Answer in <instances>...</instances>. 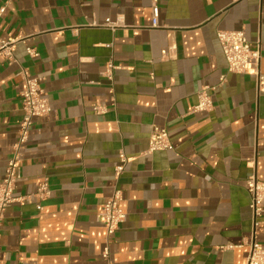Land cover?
<instances>
[{
	"label": "crops",
	"instance_id": "obj_1",
	"mask_svg": "<svg viewBox=\"0 0 264 264\" xmlns=\"http://www.w3.org/2000/svg\"><path fill=\"white\" fill-rule=\"evenodd\" d=\"M153 3L0 0V39H24L17 62L0 55V182L23 116L20 65L43 77L52 105L34 118L15 191L33 193L47 177L51 194L7 208L0 264H246L249 239L264 244V214L255 233L246 187L252 173L264 180V85L227 71L217 37L244 29L261 43L264 73V0H157V27ZM205 85L214 107L192 112ZM154 125L173 150L145 152ZM115 187L126 218L109 263L98 214Z\"/></svg>",
	"mask_w": 264,
	"mask_h": 264
},
{
	"label": "built area",
	"instance_id": "obj_2",
	"mask_svg": "<svg viewBox=\"0 0 264 264\" xmlns=\"http://www.w3.org/2000/svg\"><path fill=\"white\" fill-rule=\"evenodd\" d=\"M0 10V15L3 12ZM153 26H159L158 15L159 7L157 0H154L153 7ZM121 22H111L107 20L104 25L113 28L122 25ZM217 37L221 44L222 51L227 60V71L235 73H251L256 77L258 86L264 85V73L262 72V49L259 41H251L244 29H220ZM24 42V39H0V55L4 56L9 63L17 62L14 51L16 43ZM26 51L33 57H38L39 52L33 46L27 45ZM164 54L167 50L163 51ZM118 66L111 61L107 63L105 75L112 78V73ZM18 75L25 81V88L21 92L23 116L19 124L18 139L13 147V153L8 159L5 167V175L0 182V235L7 208L15 202L24 203L36 197L45 199L51 194V189L47 177L40 183L37 191L17 195L15 193L18 182L22 179V160L24 149L29 141L30 132L34 124V118L48 115L52 110L51 102L45 92L42 81L43 77L34 76L30 68L20 65ZM225 75L221 76V80ZM214 87L209 85L202 86L197 92L198 102L194 105L192 112L210 111L214 107L213 94ZM95 110L100 113L105 111V106L96 105ZM174 144L169 135L168 129L159 125H154L151 129L148 149L145 151L150 154L157 150H173ZM121 164L116 167V179H119L125 168L128 158L121 154ZM246 187L250 194V208L252 211V222L254 232L259 224L260 217L264 214V180H261L255 173L246 178ZM123 190L115 187L113 193L106 199L102 211L98 214L99 220L105 225L107 230V241L104 246L102 257L107 262H111L110 237L125 220L126 212L122 206ZM39 208L41 206L39 205ZM254 233V234H255ZM249 254L246 264H264V244L254 238L249 239ZM229 247H233L230 245Z\"/></svg>",
	"mask_w": 264,
	"mask_h": 264
}]
</instances>
